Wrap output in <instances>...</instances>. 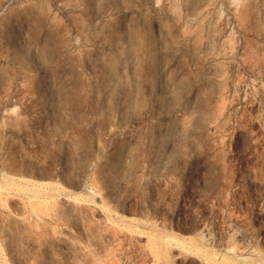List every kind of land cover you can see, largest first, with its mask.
Returning a JSON list of instances; mask_svg holds the SVG:
<instances>
[{
  "label": "rangeland",
  "instance_id": "rangeland-1",
  "mask_svg": "<svg viewBox=\"0 0 264 264\" xmlns=\"http://www.w3.org/2000/svg\"><path fill=\"white\" fill-rule=\"evenodd\" d=\"M0 264H264V0H0Z\"/></svg>",
  "mask_w": 264,
  "mask_h": 264
}]
</instances>
